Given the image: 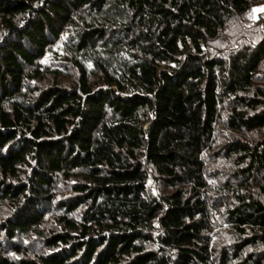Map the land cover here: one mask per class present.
<instances>
[{"label":"trees","instance_id":"obj_1","mask_svg":"<svg viewBox=\"0 0 264 264\" xmlns=\"http://www.w3.org/2000/svg\"><path fill=\"white\" fill-rule=\"evenodd\" d=\"M0 264H264V0H0Z\"/></svg>","mask_w":264,"mask_h":264},{"label":"rangeland","instance_id":"obj_2","mask_svg":"<svg viewBox=\"0 0 264 264\" xmlns=\"http://www.w3.org/2000/svg\"><path fill=\"white\" fill-rule=\"evenodd\" d=\"M137 71H139L146 78H148L151 73V69L146 65L138 66Z\"/></svg>","mask_w":264,"mask_h":264}]
</instances>
